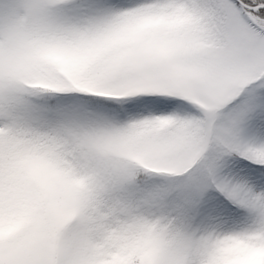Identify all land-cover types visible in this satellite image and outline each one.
<instances>
[{
	"label": "snow or ice",
	"instance_id": "snow-or-ice-1",
	"mask_svg": "<svg viewBox=\"0 0 264 264\" xmlns=\"http://www.w3.org/2000/svg\"><path fill=\"white\" fill-rule=\"evenodd\" d=\"M0 264H264V0H0Z\"/></svg>",
	"mask_w": 264,
	"mask_h": 264
}]
</instances>
